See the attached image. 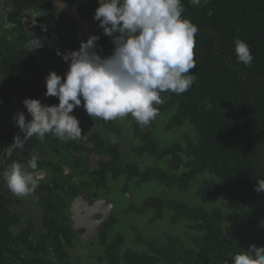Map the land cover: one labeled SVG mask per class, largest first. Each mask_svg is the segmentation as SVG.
<instances>
[{
	"label": "trees",
	"instance_id": "obj_1",
	"mask_svg": "<svg viewBox=\"0 0 264 264\" xmlns=\"http://www.w3.org/2000/svg\"><path fill=\"white\" fill-rule=\"evenodd\" d=\"M14 1L19 10L53 5L50 0L47 4ZM181 2L183 18L198 28L195 68L190 70L195 80L186 92L166 95L175 102L176 117L192 129L187 152L191 158L187 157L179 174L174 171L172 176L170 168L156 174L163 187L176 188L180 195L193 193L201 201L193 205L194 198L186 202L180 195L155 196V217L168 210L173 220L184 219L191 231L184 237L190 242L179 235L167 236L160 242L147 241L149 249L135 251L121 245L120 239H112L98 244L97 259L102 263L225 264L249 245L264 247V192L254 189L256 181L264 179V0H200L196 6L190 0ZM8 17L15 18L14 12ZM236 39L248 44L254 57L250 67L237 61ZM31 58L27 62L24 48L0 39V264H64L70 254L65 244L73 243L74 233L60 210L45 207L42 231H35L33 224L19 226V216L10 207L13 194L3 179L13 162L27 164L32 155L38 156L32 149L40 143L35 136L22 149L7 154L19 132L13 115L23 111L26 120L31 119L22 103L25 98L50 105L39 99L49 97L38 95L27 83ZM19 72L24 78H18ZM157 156H166L170 166H177L174 153Z\"/></svg>",
	"mask_w": 264,
	"mask_h": 264
},
{
	"label": "flooded vegetation",
	"instance_id": "obj_2",
	"mask_svg": "<svg viewBox=\"0 0 264 264\" xmlns=\"http://www.w3.org/2000/svg\"><path fill=\"white\" fill-rule=\"evenodd\" d=\"M43 1L47 4V0ZM65 1L62 0L63 3ZM76 1L64 4L73 7ZM98 6V0H86L77 6L72 18L54 5H28L19 10L14 0H0V14L5 13L4 23L0 22V39H5L14 48H24L27 62L32 57L31 65L26 69V74H29L26 79L30 86L36 88L38 95L46 92L44 78L49 72L54 71L63 77L68 70L63 54L78 50L81 42H86L90 36H99L96 48L101 55L111 54L114 47L112 38L105 36L99 22L93 19ZM11 12L15 14L13 19L8 17ZM37 39H41L43 47L29 52L32 49L26 45ZM30 73L35 78L32 79ZM18 74V78H24L21 76L23 73ZM37 78L41 80L37 81ZM160 95L162 103L156 106L159 115L146 126L137 124L130 115L107 122L91 118L82 101V105L71 113L80 121L82 134L79 139L63 141L47 134L39 145L33 146V152L39 158V183L27 196L12 195L10 207L19 216V226L33 224L35 231L44 229L41 221L47 211L46 206L60 210L63 221H67L74 233L73 243L65 244L70 254L64 264H80L79 243L99 244L120 239L126 249L140 251L149 249L147 241L155 242L153 236L137 234L139 246L131 248L122 236L109 239V234L116 228L119 218L128 214L150 211L154 217L155 196L165 199L172 192L175 198L179 194L176 188L163 187L156 173L170 168L174 176V171L179 174L184 169L187 157H190L187 152L193 133L185 120L176 117L174 100L166 92ZM39 99L46 103L49 101L50 105L58 104L55 97ZM162 153H174L177 166H170L168 157L157 156ZM178 157L182 160L179 163ZM155 184L161 185L156 194ZM148 186L153 188L147 190ZM137 200L141 203L138 204ZM192 202L195 204V200ZM69 209H72L70 213ZM96 218H103L98 230ZM73 221L84 225L79 228L80 233H93L91 239L84 240L76 234Z\"/></svg>",
	"mask_w": 264,
	"mask_h": 264
},
{
	"label": "clouds",
	"instance_id": "obj_3",
	"mask_svg": "<svg viewBox=\"0 0 264 264\" xmlns=\"http://www.w3.org/2000/svg\"><path fill=\"white\" fill-rule=\"evenodd\" d=\"M190 3L196 6L200 0ZM98 5L93 19L112 38L113 51L101 55L96 48L99 36L93 35L78 50L63 54L68 63L64 76L52 71L44 78L45 97L57 98L58 104L31 98L22 101L31 119L26 120L23 111L13 115L19 132L7 148L9 156L33 136L41 141L47 134L63 141L79 139L80 121L71 113L82 101L91 118L107 122L130 115L146 126L159 115L156 106L162 103L161 93L180 95L192 86L195 75L190 70L195 68L198 28L183 18L181 0H98ZM26 47L31 52L43 47V42L37 39ZM234 51L239 63L251 66L254 57L245 41L236 39ZM38 159L32 155L27 164L13 162L4 172V182L13 195L27 196L37 187ZM254 189L264 192V179L257 180ZM225 264H264V247L249 245Z\"/></svg>",
	"mask_w": 264,
	"mask_h": 264
},
{
	"label": "rangeland",
	"instance_id": "obj_4",
	"mask_svg": "<svg viewBox=\"0 0 264 264\" xmlns=\"http://www.w3.org/2000/svg\"><path fill=\"white\" fill-rule=\"evenodd\" d=\"M4 14L5 13L0 14V22L3 23ZM160 187L161 185L155 184V194L159 192ZM152 188V186H148L147 190ZM168 195H170V197L173 196V192ZM179 195L180 194H178L177 198ZM180 197L186 198V202H190V199L194 198L193 200H195V204L193 203V205H196L201 201L199 198H196L193 193L189 194L187 192H183ZM137 201L138 204L141 203V200ZM172 215L173 213L168 210L163 211V214L160 217H153V214L150 211L142 214H128L119 218L116 228H114V231H111L109 234V239L120 235L123 237L125 243L131 248H137L139 246V243L137 242V234L141 237L153 236L155 237V240L159 242L167 236L177 237L179 235L183 240H185V242H190L188 238L184 237L185 235L191 234V231L187 226V222L184 219L175 221L173 220ZM99 248L100 246L97 243L77 244L80 264H104L99 262L97 259V255L101 253Z\"/></svg>",
	"mask_w": 264,
	"mask_h": 264
},
{
	"label": "water",
	"instance_id": "obj_5",
	"mask_svg": "<svg viewBox=\"0 0 264 264\" xmlns=\"http://www.w3.org/2000/svg\"><path fill=\"white\" fill-rule=\"evenodd\" d=\"M51 1H52L53 5H54V6H55L60 12L66 14V15L69 16V17L74 18V13H75V10H76L77 6H78L80 3L85 2L86 0H77V1L74 3L73 7H70V6L65 5V4L62 2V0H51ZM70 211H72V209H69V210H68V213H70ZM103 218H104V217H103ZM103 218H96V220H97V221H95V223H97V225H96V230H98V227H99V225L101 224ZM72 225H73V228H74V230H75V233H76V234H79L81 237H83L84 240H89V239H91V237L93 236V233L90 234V232H88V233H80V232H79V228L82 227V226H84V225L81 226V224H80L79 222H77V221H73V224H72ZM87 227H88V226H87ZM95 232H96V231H95Z\"/></svg>",
	"mask_w": 264,
	"mask_h": 264
}]
</instances>
